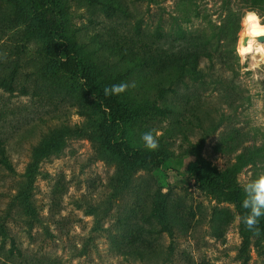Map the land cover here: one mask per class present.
Here are the masks:
<instances>
[{"label":"rangeland","instance_id":"374dc122","mask_svg":"<svg viewBox=\"0 0 264 264\" xmlns=\"http://www.w3.org/2000/svg\"><path fill=\"white\" fill-rule=\"evenodd\" d=\"M59 1L97 84L135 85L120 95L129 145L152 129L164 162L120 160L102 108L46 54L34 0H0V78L15 72L0 88V264H264V233L244 245L229 192L189 170L198 157L231 170L241 195L264 171V55L244 35L264 0Z\"/></svg>","mask_w":264,"mask_h":264},{"label":"trees","instance_id":"16d2710c","mask_svg":"<svg viewBox=\"0 0 264 264\" xmlns=\"http://www.w3.org/2000/svg\"><path fill=\"white\" fill-rule=\"evenodd\" d=\"M36 5L37 29L46 42V54L56 59L57 67L65 74L75 77L82 82L85 91L93 96L103 110V119L98 126V130L103 139H106L111 149L129 166L142 163L154 167L160 166L164 162L162 152H150L147 149L133 147L129 145L125 138L124 125L136 116V112L126 102L122 96H105L103 87L96 82V75L90 71L85 64L75 55L74 49L65 42L63 19L61 16V4L59 0H34ZM206 55V53L204 54ZM200 55L191 52L187 56L177 60L178 67H193L198 63ZM15 72H11L6 77L0 78V88L6 91L14 89L13 80ZM20 91L26 93L21 87ZM0 162L6 164L7 159L0 155ZM190 172L194 175L197 183L213 189H226L236 203L239 213L241 192L233 181V172L226 170L215 172L210 168L208 162L198 157L197 161L190 165ZM156 211L162 214V205L156 202ZM244 226V225H243ZM261 232L264 233V218L259 225ZM246 229V228H245ZM248 232L244 234V245L248 243Z\"/></svg>","mask_w":264,"mask_h":264},{"label":"clouds","instance_id":"9594fccd","mask_svg":"<svg viewBox=\"0 0 264 264\" xmlns=\"http://www.w3.org/2000/svg\"><path fill=\"white\" fill-rule=\"evenodd\" d=\"M255 15V13H253ZM256 26L259 30L257 35L264 34V25L259 22V17L256 19ZM134 83L120 82L105 86L103 94L105 96H119L125 92L129 87H134ZM159 133L152 129L144 131L140 135V140L143 147L150 152L157 151L160 147ZM242 198L240 208L242 213L240 215V222L244 225L246 230L253 232L254 235L259 236L261 229L259 227L261 219L264 218V171H260L254 178H247L241 185Z\"/></svg>","mask_w":264,"mask_h":264},{"label":"bare ground","instance_id":"6f19581e","mask_svg":"<svg viewBox=\"0 0 264 264\" xmlns=\"http://www.w3.org/2000/svg\"><path fill=\"white\" fill-rule=\"evenodd\" d=\"M254 12H248L245 15V20L247 24V29L244 32L245 37L250 39L251 41L257 43L260 45L263 55H264V34L257 35V32L259 31L256 26V19L257 15H253ZM260 22V21H259ZM261 25H264V23H261Z\"/></svg>","mask_w":264,"mask_h":264}]
</instances>
